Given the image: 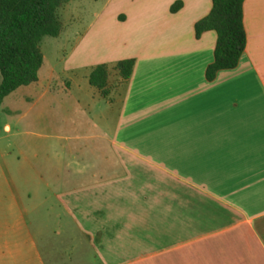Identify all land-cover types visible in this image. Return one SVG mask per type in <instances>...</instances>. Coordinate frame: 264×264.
Returning <instances> with one entry per match:
<instances>
[{
	"label": "crops",
	"instance_id": "crops-1",
	"mask_svg": "<svg viewBox=\"0 0 264 264\" xmlns=\"http://www.w3.org/2000/svg\"><path fill=\"white\" fill-rule=\"evenodd\" d=\"M210 9L102 0L108 49L43 55L3 98L0 264H264V0H244L245 49L208 80L216 33L194 25Z\"/></svg>",
	"mask_w": 264,
	"mask_h": 264
},
{
	"label": "trees",
	"instance_id": "trees-1",
	"mask_svg": "<svg viewBox=\"0 0 264 264\" xmlns=\"http://www.w3.org/2000/svg\"><path fill=\"white\" fill-rule=\"evenodd\" d=\"M71 0H0V103L3 98L21 86L34 83L43 62L40 48L44 36L58 37L62 23L57 10ZM244 0H211V9L195 25L198 36L214 30L216 42L213 60L206 67L205 77L214 78L217 71L237 65L245 49L246 35L243 27ZM181 2L170 9L176 11ZM132 58L115 64L119 76L127 79L132 71ZM89 83L107 93L108 68L98 64L88 76Z\"/></svg>",
	"mask_w": 264,
	"mask_h": 264
},
{
	"label": "rangeland",
	"instance_id": "rangeland-1",
	"mask_svg": "<svg viewBox=\"0 0 264 264\" xmlns=\"http://www.w3.org/2000/svg\"><path fill=\"white\" fill-rule=\"evenodd\" d=\"M102 0L99 2L95 0H74L67 5H62L57 14L61 23L64 25V29L58 37L44 36L40 42V48L44 55L46 62H52L58 65L56 58L62 57V53L68 50H106L112 44L108 40V37L103 31H97L100 20L95 22V16L93 13L95 10L100 9ZM76 6V7H74ZM71 10L74 18L71 22L70 29L67 16V12L63 11ZM56 60V61H55ZM49 96L45 95V98ZM68 102V101H67ZM70 104V103H69ZM69 104L65 105L69 108ZM49 112L51 113V126H54L59 121V112L63 110L59 106L57 101H51L48 105ZM36 110V109H35ZM3 113L0 112V136L5 135L2 127ZM11 141L8 138L0 139V144L4 146H10Z\"/></svg>",
	"mask_w": 264,
	"mask_h": 264
}]
</instances>
